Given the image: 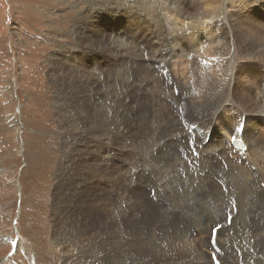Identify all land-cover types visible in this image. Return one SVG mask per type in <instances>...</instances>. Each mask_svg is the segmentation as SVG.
<instances>
[{"label":"rangeland","instance_id":"374dc122","mask_svg":"<svg viewBox=\"0 0 264 264\" xmlns=\"http://www.w3.org/2000/svg\"><path fill=\"white\" fill-rule=\"evenodd\" d=\"M151 11L159 17L153 21L157 27ZM204 26L200 41L197 36ZM212 31L222 36L209 44ZM157 42L163 43L167 54L164 47L157 50ZM156 52L164 54L165 62L158 61ZM263 66L264 0H0V264H84L80 255L87 250L90 264H156L160 258V264H201L200 255L212 264V259L227 264L224 252L214 254L212 250L213 244L219 248L222 239L216 243L217 233L229 228V219L227 227L224 219L217 223L221 229L214 239L210 231L216 222L211 217L203 219L209 227L203 221L204 225L191 229L171 217L175 226L171 229L150 219L151 210L132 202L107 208L104 193L93 183L84 192L79 187L75 190L76 182L84 180L78 174L89 181L97 178L93 163L75 155L76 136L85 134L82 127L88 125L89 129L94 124L89 119L93 112L91 91L115 99L107 106L115 108L109 115L114 116L122 134L124 118L136 123L138 133L143 118L149 131L155 120L165 125L173 116L185 129V116L190 117L188 91L197 98L210 89L203 84L205 75L211 81L222 78L233 97L215 111L218 118L212 128L227 146H232L233 140L243 142L244 151L232 146V152H227L232 161L238 158V167L250 166L262 174ZM257 77L260 85L252 83ZM177 86L183 88V94ZM172 91L176 101L167 99ZM78 117H85L83 126ZM226 125L235 139L225 137L230 132ZM204 140L206 143L209 138ZM109 141L116 144L113 135ZM246 153L254 165L246 161L243 167ZM87 154L91 158L94 153L87 150ZM194 157H198L197 151ZM188 165L193 167L191 161ZM120 169L119 165L116 170ZM215 175L209 180L222 188L224 183ZM184 178L189 182L186 174ZM256 181L264 202V177ZM114 185L118 190H137V201L152 202L171 212L172 204L154 195L163 187ZM99 186L103 190L107 185L100 180ZM92 195L97 199L90 203ZM202 207L206 211L211 203ZM245 212L239 219L243 226L249 219ZM254 214L264 219V214ZM66 218L75 232L62 239ZM257 220L252 219L255 233L251 225L237 234L234 231L227 245L232 251L230 264H264V237ZM123 234L132 235L128 245L121 239ZM151 247L160 257L148 251L139 260L143 249Z\"/></svg>","mask_w":264,"mask_h":264},{"label":"bare ground","instance_id":"6f19581e","mask_svg":"<svg viewBox=\"0 0 264 264\" xmlns=\"http://www.w3.org/2000/svg\"><path fill=\"white\" fill-rule=\"evenodd\" d=\"M157 19H159V17L156 16L153 11H151V20L156 27L159 24L156 25L153 21ZM204 28L206 29V26L202 28V30L200 31L201 33L199 32L200 34L199 36H197V39L200 41L203 33L206 31ZM210 33L212 35H210V38L208 40L209 44L216 41L215 38L218 39L222 36L221 32L212 31ZM240 42L242 41L240 40ZM157 44H159V46H157V50L161 47H164L162 45L163 43L161 42H157ZM163 51L165 52V54L168 53L165 47ZM157 52L156 54L157 56H159L157 58L159 59L158 61L165 62L166 57L164 56V54H162L161 52ZM210 66L212 65L210 64ZM188 72L189 71H187V73ZM206 73L207 71L205 72V74ZM255 74L259 76L258 72H255ZM181 75H183V73ZM215 75L217 74H213V77ZM205 77L206 78L203 84H206V86L210 88L208 89V93L212 90L215 91H213L214 93L210 95H208V93L206 94L205 92H201L202 96L198 94V97L195 98L192 95L191 91H188V89L186 90V92L188 91L186 97L191 100V104L189 105L190 117L185 116V121H187L188 123L186 124L188 128H186L185 126V129L181 127V121L175 119L172 114L171 116L173 117H170V119H168L164 123L165 125L160 124L159 121L155 120L151 125L150 131L146 128V122L143 118L141 120V132L139 133L138 131H135L137 128L136 123H134L132 119L124 118L122 119V123L120 125L121 127L122 125H125V128L123 129L124 134H122L121 131L117 129L116 122L114 121V116L109 115L111 109L115 110V108L108 109L107 106L108 103L115 101V99L110 98L104 92H88V96L91 102V110L93 111L92 116L89 119L91 121H94V126L92 125L91 128L89 127V129L87 128L88 125L82 127V129L84 130L82 132H85V134L80 133L76 136V146L74 148V152L79 159H83L86 162L89 161L90 165L91 163H93V168L97 170V178L95 180L89 181V178L87 180L86 177H84L85 175L78 174L77 176L84 178V180L81 179L80 182H76L75 190H77V187H79L81 188L80 191L84 192L85 190H88L90 186L89 184L93 183V185L96 187V190L102 191L104 193L107 201V208L123 205L124 202H132L137 206L139 205L140 209L151 210L150 219L155 222L165 224L171 229L175 228L171 217H176V219H178V222L185 223L189 228L190 226L197 227L199 225H204L203 221H205L208 226V221L203 219L211 217L213 219V222H216V225H218H215V227H213L210 231V235H214V239L216 233L213 234V229H217V231L221 229V224L217 223H222L224 219L223 226L227 227V221L230 217L232 218V223L229 228L221 229L217 233L216 243L218 244V242L222 239V241H220L219 243V248L216 246V244H213L215 248L214 250H212L214 254H218V252L220 253V251L224 252V257L226 261L228 260L227 264H230V253L232 251L227 245L231 244V236L235 235V232L237 234L246 226L248 227L249 225H251L249 228L252 229V231L255 233L256 225L253 224L252 219L254 220V222L258 219L256 224L259 227L261 225V234L264 237V219L259 215L254 214H264V202H262V199H260V197L262 198V193L256 181L258 177H264V173H256V169L253 170L250 166L245 167L246 161H249V164L254 165L248 153L245 154L246 160L243 162V167H245L246 169L237 166L238 158H235L234 162V160L232 161V159L228 157L227 152H232L233 147L231 146V144L229 146L225 145L223 139L219 140L218 133L215 129L212 128V126L215 123V120L218 118L216 117L215 111L221 104L226 102L228 98H231L233 96L231 95L232 93L230 94L231 91L229 92L227 82H224L222 78H219L220 80L216 79L215 81H211L212 79H208L207 75H205ZM252 83L260 85V77H257L255 79V82L253 81ZM211 84L215 86L212 88ZM119 86L122 87L121 84ZM123 87L125 86L123 85ZM178 90L182 91L183 94V88H181V86L178 87ZM167 93L163 92L162 94H165V96H167ZM172 95L170 94L171 97L167 96L168 98H166L170 99V101L171 99H174V101H176L173 91ZM161 106L159 108H161ZM78 108L84 110L81 105ZM229 109L230 107H227L226 110H232ZM219 115H221V113H219ZM143 116L144 115H141L139 118L141 119ZM231 116L233 117L232 111ZM84 120L85 117H78L77 122L83 126V124L85 123ZM160 125H162L161 129L164 133H161ZM224 128H227L228 131H230L225 133V137H227L228 139L234 137L232 135V130L228 127V125L224 126ZM137 129H139V127ZM115 130H118L119 133H117ZM195 130H198V134H195ZM221 130L223 131V129ZM242 134H244V132ZM112 135L116 140V144L109 141V138ZM200 136L202 137V141H204V143L202 141L200 142ZM128 137H132L134 140L125 139ZM206 138H209V140L205 143L204 139ZM215 140L217 141L216 144L214 143ZM118 142H120L121 144L118 145ZM130 142H134L133 146L130 145ZM240 142L243 144L242 141ZM241 147L243 148V146ZM87 150H90L94 153L91 158L87 154ZM194 151L198 152L197 158L194 157ZM183 156H185V160L183 159ZM234 156L235 155L232 154L231 157L234 158ZM71 161H75L74 157H72ZM188 161H191L193 166L192 168L189 167ZM222 162H225V165H223ZM194 163H196V165H194ZM119 165L122 168V170L120 169V171L116 170ZM194 166H196V168ZM144 172L148 174L147 177H144V175H146V173ZM183 174L184 177L186 174V177H188L187 180L189 182H186L185 178L182 177ZM215 174H217V176ZM212 175H215L214 177H218L219 181L224 183V186L222 188L218 187L209 180ZM100 176H103L104 178H100ZM100 180L105 181L107 185L106 187L102 188L103 190H100L99 188ZM124 183L126 184V187L127 185L130 186L133 184L138 187H163V190H155L154 195H158V198L160 197L163 200L165 199V201L168 200L172 204L171 212L169 213L167 210L155 206L152 202H148L149 205H145L144 203L137 201L139 193L137 190H118L120 187H115L114 185L117 184L118 186H121L123 188ZM260 183H262V181H260ZM58 188L59 190H61L60 187ZM130 194L133 196L129 197L128 195ZM212 194H214V196ZM96 199L97 196L92 195L88 201L91 203ZM229 202H231V204H229ZM204 203H211V207L206 211L202 207ZM162 204L159 203L157 205L161 206ZM163 206L164 205H162L161 207ZM261 208L263 209V212L259 210ZM245 211H247L249 219L247 220L245 226H243L239 222V219H241L243 215L246 216ZM199 212L201 213L198 214ZM100 214L105 219H110V216L108 214L103 213L102 211H100ZM209 230L210 228L208 229V233ZM74 232L75 229L73 223L68 218H66L62 225L60 234L61 238L65 239L68 236L72 235ZM131 236V234H123L121 236V239L125 245H128V239ZM262 241H264V239H262ZM148 251H152V254L154 255H157V253H159V251L156 250L155 247L146 248L143 249L138 259L142 261ZM80 256V258L83 259L84 264H90L91 257L89 255V250L82 253V255ZM158 256L160 257V253ZM200 257L202 258L201 264H212L211 260H209L207 257L203 255H200ZM160 259L157 260L156 264H160ZM212 260L216 264V259ZM220 262L223 263L222 259ZM260 262L262 261H259L258 263L260 264Z\"/></svg>","mask_w":264,"mask_h":264},{"label":"snow or ice","instance_id":"6c2138e0","mask_svg":"<svg viewBox=\"0 0 264 264\" xmlns=\"http://www.w3.org/2000/svg\"><path fill=\"white\" fill-rule=\"evenodd\" d=\"M203 3H204V2H203ZM233 139H235V137H233ZM229 223H231V218H229ZM216 231H217V229H213V234H215ZM213 243H215V241H213ZM217 251H218V249H217Z\"/></svg>","mask_w":264,"mask_h":264}]
</instances>
